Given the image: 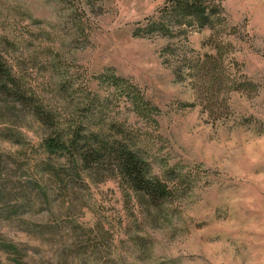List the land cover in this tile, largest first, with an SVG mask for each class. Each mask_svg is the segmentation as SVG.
I'll use <instances>...</instances> for the list:
<instances>
[{
    "label": "rangeland",
    "instance_id": "374dc122",
    "mask_svg": "<svg viewBox=\"0 0 264 264\" xmlns=\"http://www.w3.org/2000/svg\"><path fill=\"white\" fill-rule=\"evenodd\" d=\"M210 1L209 27L168 39L134 36L167 0H0V53L30 92L107 70L143 90L156 123L113 115L178 190L154 207L119 180L64 187L44 130L0 103V264H264V0Z\"/></svg>",
    "mask_w": 264,
    "mask_h": 264
},
{
    "label": "trees",
    "instance_id": "16d2710c",
    "mask_svg": "<svg viewBox=\"0 0 264 264\" xmlns=\"http://www.w3.org/2000/svg\"><path fill=\"white\" fill-rule=\"evenodd\" d=\"M167 1L158 17L136 27L135 37L174 39L184 26L209 27L219 12V6L210 0ZM86 78L79 85L64 79L58 85L57 100L42 98L27 89L0 53V103L8 110L26 112L44 130L41 168L50 177H57L64 187L66 181L119 180L154 207L173 200L178 190L153 174L133 123L128 117L113 115L115 110H125L139 121L153 124L158 108L137 84L111 70ZM70 90L75 96L63 99L62 93ZM4 247L13 255L19 253L12 244Z\"/></svg>",
    "mask_w": 264,
    "mask_h": 264
},
{
    "label": "clouds",
    "instance_id": "9594fccd",
    "mask_svg": "<svg viewBox=\"0 0 264 264\" xmlns=\"http://www.w3.org/2000/svg\"><path fill=\"white\" fill-rule=\"evenodd\" d=\"M262 142H264V141H262Z\"/></svg>",
    "mask_w": 264,
    "mask_h": 264
}]
</instances>
